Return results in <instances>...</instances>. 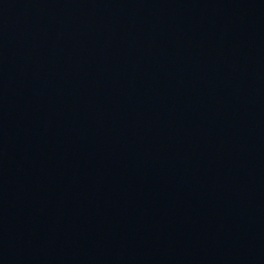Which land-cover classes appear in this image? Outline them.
Segmentation results:
<instances>
[{"label":"water","instance_id":"1","mask_svg":"<svg viewBox=\"0 0 264 264\" xmlns=\"http://www.w3.org/2000/svg\"><path fill=\"white\" fill-rule=\"evenodd\" d=\"M0 264H264V0H0Z\"/></svg>","mask_w":264,"mask_h":264}]
</instances>
